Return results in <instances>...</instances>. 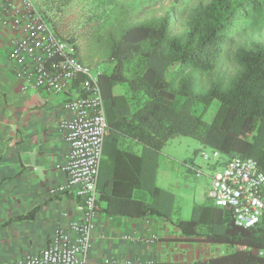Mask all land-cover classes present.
<instances>
[{"label": "trees", "instance_id": "16d2710c", "mask_svg": "<svg viewBox=\"0 0 264 264\" xmlns=\"http://www.w3.org/2000/svg\"><path fill=\"white\" fill-rule=\"evenodd\" d=\"M103 1L118 6L117 0ZM128 15L122 9L103 34L110 42L105 62L112 70L99 74L98 82L106 121L109 117L117 132L154 151L147 161L123 153L137 164V175L126 187L147 191L151 202L136 200L130 192L120 194L121 185L100 172L97 188L107 211L116 203L127 204L123 210L131 217L154 214L170 220L174 196L156 187L154 177L157 151L172 137H190L224 157L251 158L264 174V39L237 42L264 27V0H200L187 14L185 32L176 36L170 14L138 25L129 24ZM227 61L237 68L227 81L218 79L203 92H195L196 85L191 89L188 73L202 76ZM175 65L178 69L170 74ZM215 102L216 111L206 122L204 115ZM213 207L220 213L209 220L194 207L189 220L173 224L184 241L226 244L229 251L207 260L167 264H264L258 255L264 249V218L255 228H240L227 211ZM199 225L208 230L200 233Z\"/></svg>", "mask_w": 264, "mask_h": 264}, {"label": "crops", "instance_id": "0c3cea01", "mask_svg": "<svg viewBox=\"0 0 264 264\" xmlns=\"http://www.w3.org/2000/svg\"><path fill=\"white\" fill-rule=\"evenodd\" d=\"M6 1L18 5V0H0V6ZM11 39L12 34L0 25V264H18L39 254L58 223L81 218L74 195L49 197L47 193L66 180L55 167L64 164L69 146L56 126L72 113L62 108L61 97L22 89L8 60ZM111 70L110 65L99 74L109 75ZM107 121L100 176L120 184V194L130 192L136 200L151 202L147 191L126 187L137 175V164L123 153L144 156L147 161L154 151L117 132L109 117ZM189 139L172 137L157 151L154 182L174 196L170 220L154 214L131 217L123 210L127 204L116 203L107 211L106 201L99 197L100 213L86 264L192 262L229 251L226 244L184 241L173 224L176 219L189 220L194 207L202 209L207 220L220 213L207 201V176L196 180L185 167L193 153ZM197 230L204 233L208 226L199 225ZM152 236L156 240L150 243Z\"/></svg>", "mask_w": 264, "mask_h": 264}, {"label": "built area", "instance_id": "2783aa9c", "mask_svg": "<svg viewBox=\"0 0 264 264\" xmlns=\"http://www.w3.org/2000/svg\"><path fill=\"white\" fill-rule=\"evenodd\" d=\"M0 25L12 34L8 60L23 90L44 91L63 100L70 110L68 119L56 128L69 146L64 164L63 184L50 187L49 197L74 195L80 219L58 223L46 248L18 264H86L91 234L97 219V188L103 142L108 131L99 71L81 61L75 48L58 35L32 0L18 5L3 2ZM205 173L193 161L185 163L195 177L207 176V200L227 211L235 226L255 228L264 218V174L251 158L224 157L217 150L201 148ZM156 240L152 236L149 242ZM264 257V249L258 251Z\"/></svg>", "mask_w": 264, "mask_h": 264}, {"label": "rangeland", "instance_id": "374dc122", "mask_svg": "<svg viewBox=\"0 0 264 264\" xmlns=\"http://www.w3.org/2000/svg\"><path fill=\"white\" fill-rule=\"evenodd\" d=\"M198 1L200 0H117L118 6L112 8L105 6L103 0H32L46 16L55 32L74 46L77 55L85 63L99 72L110 66L105 62L110 42L105 40L103 34L116 16L121 14L122 9L128 11V22L131 25L143 24L151 19H162L170 14L172 18L170 30L176 36L185 32L187 14ZM259 37L264 39V27L258 34L247 32L237 42L248 45ZM176 69L178 65L170 72ZM236 69L235 65L227 61L208 74L198 76L190 72L186 78L191 89L192 85H196L195 92H203L218 79L227 81ZM216 106L217 102L213 103L204 115L203 119L206 122L212 119ZM189 142L192 143L193 152L190 160L207 173L209 170L206 163L199 156L202 146L194 139H189ZM193 178L198 180L195 176Z\"/></svg>", "mask_w": 264, "mask_h": 264}]
</instances>
